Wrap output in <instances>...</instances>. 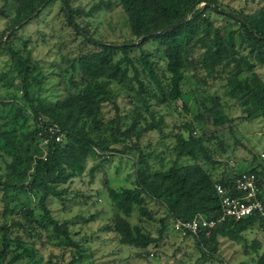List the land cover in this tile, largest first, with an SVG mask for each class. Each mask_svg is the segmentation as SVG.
<instances>
[{
  "label": "trees",
  "instance_id": "16d2710c",
  "mask_svg": "<svg viewBox=\"0 0 264 264\" xmlns=\"http://www.w3.org/2000/svg\"><path fill=\"white\" fill-rule=\"evenodd\" d=\"M52 1L17 0L0 32V86L12 88L19 79L27 103L26 107L9 108L8 113L6 110L0 113V152L9 159L5 164L4 182H0L4 186L2 199L18 200L17 195L22 193L33 197L39 208L35 213L33 208L26 207L0 227V264H19L26 257L29 258L26 264H36L33 249L26 248L24 243L25 239L32 241L42 236L48 242L55 240V245L75 249L76 258L66 264H79L82 245L73 239L76 232L71 230L70 222L60 223L52 217L47 208L48 199L64 200L67 193L64 185L81 177L90 160H97L88 170L93 177L109 159V152H128L126 143L129 139L134 138L138 143L147 132L155 130L161 136L166 135L160 125L162 119L155 120L152 113L151 119L143 118L138 106L132 107L127 117L107 120L103 111L105 105L110 103L117 109L114 86L130 99L134 97L147 110L149 97H156L162 105L180 99L181 85L190 67L198 66L205 78L216 79L219 68L234 64L233 70L224 76L225 98L241 107V119H252L258 113L264 116V79L254 70L256 64L264 65L263 8L249 14L240 10L233 15L219 9L215 0H115L125 14L133 39L123 44H108L93 40L84 33L82 43H89L91 48H79L77 54L68 60L77 75L70 79L74 92L51 102L42 98L46 74L29 56L23 55L27 43L15 33L37 18L40 10ZM60 1L66 22L80 32L74 21L78 10L72 8L73 0ZM200 4L203 6L199 7ZM209 13L228 16L235 27L227 28L228 24L214 26ZM18 40L22 49L15 50L13 45ZM149 41L156 45L155 50L143 48ZM200 46L204 52L199 55ZM239 49L246 53H240ZM195 50L199 51L196 63L192 60ZM159 53L164 62L161 77L155 73L152 61ZM251 58L253 61L249 60ZM161 78L165 79L164 84ZM7 103L9 100L0 97V106L6 109ZM29 115L35 122L32 131L25 128ZM217 118L215 123L219 125L232 122L219 112ZM121 121H125L124 128L119 126ZM185 129L191 130V126L185 125ZM189 134L187 138L178 134L173 150L175 158L167 168L152 173L146 166L141 174L135 170L133 186L107 188L116 213L103 230L113 232L120 245L153 248L163 239L169 222L173 230L176 221L190 220L196 214L208 220L219 216L214 186L216 183L231 185L233 175L226 173L217 180L211 178L203 165L215 161L203 140L193 137L191 131ZM117 145L120 149L115 147ZM182 158H188L190 162L182 164ZM145 159V155L139 156L134 166L144 164ZM263 167L257 164L238 172H257ZM147 202L154 203L164 212L157 235L129 221L134 211L147 214ZM8 203L5 202L6 210H9ZM149 219L155 218L151 216ZM257 222L264 224L257 215L237 221L226 219L207 233L202 230L182 238L191 237L197 247L207 250L203 251L204 255L207 252L214 254L219 239L239 242L242 234ZM13 248L9 260L3 263L6 253ZM248 249L256 257L253 264H264V247L258 241L254 240L250 248L244 246V251Z\"/></svg>",
  "mask_w": 264,
  "mask_h": 264
},
{
  "label": "rangeland",
  "instance_id": "374dc122",
  "mask_svg": "<svg viewBox=\"0 0 264 264\" xmlns=\"http://www.w3.org/2000/svg\"><path fill=\"white\" fill-rule=\"evenodd\" d=\"M16 1L0 0L2 14L0 32L5 28L7 17L14 11ZM215 4L219 9L233 15L240 10L249 14L260 8L264 9V0H215ZM71 6L78 10L74 21L80 32H76L68 25L61 1L54 0L40 10L37 18L30 20L15 33L27 43L23 55L29 56L46 74L42 98L51 102L62 98L68 92H74L70 79L76 78L77 75L71 69L68 60L77 54L79 48L84 50L91 48L89 43L87 45L82 43L84 33L93 40L108 44H123L133 39L126 24L125 14L115 0H73ZM202 6L203 4L199 5ZM209 17L213 20L214 26L228 24L227 28L235 27L228 16L209 13ZM139 41L140 39L136 43ZM19 43L18 40L13 45L15 50L22 49ZM155 46L149 41L143 48L155 50ZM195 52L192 57L194 61L198 59L199 51L195 50ZM203 52V46H200L199 55ZM239 52L246 53L243 49H239ZM161 56L162 54L159 53L158 57L152 58L155 73L160 77L164 68ZM249 60L253 61V58ZM195 63L193 65H196ZM233 65L219 68L220 74L216 79L205 78L204 72L198 66L190 67L181 85V98L176 102L166 101L162 105L156 97H149L147 110L134 97L130 99L119 91L118 86H114L113 94H116L117 109L110 103L105 105L103 111L107 120H114L118 116L127 117L132 107L138 106L143 118L151 119L152 113L155 120L162 119L160 125L166 135L161 136V133L155 130L147 132L139 140V144L134 138L129 139L126 143L128 152L124 154L109 152V159L100 166L93 177L88 174V170L97 163V160H90L81 177L64 185L67 188L64 200L48 199L47 208L52 217L60 223L70 222L71 230L76 232L73 239L80 246L82 245L79 264H253L256 257L250 249L244 251V246L250 248L256 240L264 247V224L260 222L244 232L239 242L219 239L214 250L215 255L209 252L204 255L203 251L207 250L197 247L191 237L182 238L179 233L174 232L171 222L160 243L146 249L122 246L113 232L103 230L116 213L107 195V188L133 186L135 170L141 174L146 166L152 173L170 166L175 158L173 150L177 145L178 134L187 138L191 131L193 137L203 140L215 161L214 164L203 166L214 180L226 173L232 175L252 165L264 166V116L258 113L252 119H241L243 117L241 107L224 96V76L226 77L233 70ZM254 70L264 79V65L256 64ZM140 78L143 79V76ZM161 80L164 84L165 79L161 78ZM0 97L9 100L6 109L0 106V113L3 110L8 113L9 108L17 110L18 107L23 105L26 107L27 104L23 98L19 79L12 88L0 86ZM217 112L232 119V122L222 125L215 123L218 120ZM26 113L28 114L27 111ZM124 122H120L121 128L126 126ZM34 124V120L29 115L25 128L32 131ZM185 125H190L191 130H186ZM115 147L120 149V145ZM141 155L146 156L144 164L134 166ZM8 161L9 159L0 152V176H2L0 182H4L5 164ZM189 162L188 158L180 160L182 164ZM3 187V183H0V227L4 222L9 223L12 218L21 214L26 207L30 206L35 213L39 212V208L35 206V199L26 197L22 193L17 195L18 200L13 197L12 200L2 199ZM6 201L9 202V210L5 208ZM147 207V214L140 215L139 212L134 211L129 221L141 225L152 235H157V230L161 227L159 220L164 217V212L152 202H147ZM151 216L155 218L152 221L149 219ZM83 238H86V241ZM25 242L26 248L33 249L36 264H62V262L66 264L77 256L75 249L55 245V240L48 242L45 236L34 238L32 241L25 239ZM14 250L15 248L10 249L6 253L3 263L9 260ZM28 259V257L23 258L19 264H26Z\"/></svg>",
  "mask_w": 264,
  "mask_h": 264
},
{
  "label": "built area",
  "instance_id": "2783aa9c",
  "mask_svg": "<svg viewBox=\"0 0 264 264\" xmlns=\"http://www.w3.org/2000/svg\"><path fill=\"white\" fill-rule=\"evenodd\" d=\"M262 169L257 172H234L229 186L215 184L214 190L220 208L217 218L208 220L196 214L190 220L176 221L173 224V230L181 236H186L188 233L196 235L202 230L207 233L217 223L226 219L237 221L257 215L264 220V167Z\"/></svg>",
  "mask_w": 264,
  "mask_h": 264
}]
</instances>
